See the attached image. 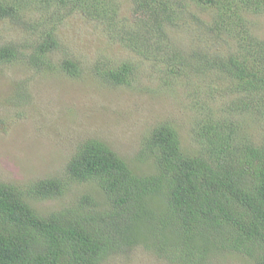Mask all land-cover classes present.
Listing matches in <instances>:
<instances>
[{
  "label": "trees",
  "instance_id": "16d2710c",
  "mask_svg": "<svg viewBox=\"0 0 264 264\" xmlns=\"http://www.w3.org/2000/svg\"><path fill=\"white\" fill-rule=\"evenodd\" d=\"M112 1L0 0V21L17 22L31 7L50 10L51 20L61 10L106 17V27L116 31L129 56L97 59L100 82H139L143 65L133 52L158 62L159 75L165 64L163 76L192 81L188 96L197 152L185 153L177 129L160 122L132 160L86 136L66 156L63 175L25 187L0 181V264H102L109 254L137 244L178 264H213L226 255L264 264V23L260 36L253 20L264 17V0H123L119 11ZM179 30L189 39L181 40ZM58 50L52 30L0 45V72L23 66L82 76L77 59H61ZM28 81L19 79L17 97ZM218 82L235 98L218 94ZM215 95L229 99L223 114L227 106L258 115L261 137L248 138L236 119L208 110ZM83 112L67 102L59 115L72 131ZM144 161L149 168L134 165ZM75 184L90 190L70 198L66 208L43 212L34 206L39 199L64 198Z\"/></svg>",
  "mask_w": 264,
  "mask_h": 264
},
{
  "label": "rangeland",
  "instance_id": "374dc122",
  "mask_svg": "<svg viewBox=\"0 0 264 264\" xmlns=\"http://www.w3.org/2000/svg\"><path fill=\"white\" fill-rule=\"evenodd\" d=\"M123 4V0L112 1L118 11ZM55 10L53 8L52 11ZM61 15L53 13L55 20H51L50 10L42 12L31 7L24 8L19 16L21 20L17 22L6 24L0 21V45L30 39L33 34L52 30L59 44L56 56L77 59L83 70V75L77 79L66 72L55 75L57 73L47 69V72H35L23 66H12L9 69L11 74L0 72V181L25 187L37 179L63 175L65 171L60 167L66 156L73 153L78 140L86 136L103 140L119 155L132 160L143 138L160 122L170 123L177 129L185 153H196L198 145L192 137L196 116L188 96V86L192 81L163 76L161 69L166 68L165 64H160L159 75L158 62L133 52L134 59L143 65L141 80L131 86H105L94 70L95 61H115L129 56V52L116 40V31L106 27L107 18L99 14L61 10ZM253 20L256 33L262 36L263 15L254 16ZM27 23L30 26L39 24V28L29 29ZM177 32H171L174 34L172 41L177 40ZM178 35L181 40L189 39L182 30ZM148 66L155 71L151 69L153 72H148ZM23 77H28L29 81L26 85L20 84L17 97V83ZM216 87L218 94L235 98V95L225 93L220 82ZM228 100L215 95V100L210 99L206 108L220 116ZM67 102L84 111L72 131L59 115L63 103ZM226 107L223 115L236 119L241 133L250 139L261 137L263 125L258 115ZM134 165L141 170L149 168L146 161L135 162ZM89 188L87 184H75L64 198L39 199L34 206L43 212L62 206L64 209L70 198ZM219 258L212 263L253 264L245 255ZM102 264L178 263L137 244L128 250L109 254Z\"/></svg>",
  "mask_w": 264,
  "mask_h": 264
}]
</instances>
